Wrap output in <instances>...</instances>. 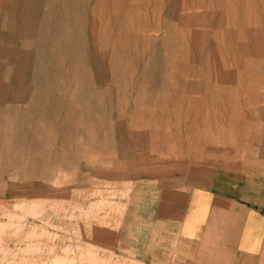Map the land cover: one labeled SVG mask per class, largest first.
Listing matches in <instances>:
<instances>
[{
  "label": "rangeland",
  "instance_id": "rangeland-1",
  "mask_svg": "<svg viewBox=\"0 0 264 264\" xmlns=\"http://www.w3.org/2000/svg\"><path fill=\"white\" fill-rule=\"evenodd\" d=\"M264 122V0H0V264H144L132 210Z\"/></svg>",
  "mask_w": 264,
  "mask_h": 264
},
{
  "label": "crops",
  "instance_id": "crops-1",
  "mask_svg": "<svg viewBox=\"0 0 264 264\" xmlns=\"http://www.w3.org/2000/svg\"><path fill=\"white\" fill-rule=\"evenodd\" d=\"M213 151L132 210L130 248L144 264H264V122L242 149Z\"/></svg>",
  "mask_w": 264,
  "mask_h": 264
}]
</instances>
